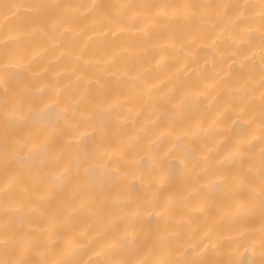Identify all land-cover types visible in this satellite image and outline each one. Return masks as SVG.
<instances>
[{
    "label": "bare ground",
    "instance_id": "1",
    "mask_svg": "<svg viewBox=\"0 0 264 264\" xmlns=\"http://www.w3.org/2000/svg\"><path fill=\"white\" fill-rule=\"evenodd\" d=\"M47 2L66 6L62 10L65 30L32 31L30 25L36 17L21 10L4 19L0 7V57L4 54L2 42L24 33L18 39H8V50L32 57L33 70L41 73L38 79L44 85L43 95L60 99V104L50 105L51 113L27 126L7 124L0 103V153L5 148V132L10 137L49 133V152L56 146L51 134L59 132L61 142L73 145L68 155L82 181L84 169L102 170L94 190L106 196L102 207L69 216L74 199L70 181L30 182V225L15 215L8 218L9 231L18 237L29 227L36 230L33 235L45 255L26 258L47 259L51 264L82 246L74 256L96 259L92 248L115 241L111 259H139L133 249L142 241L160 251L159 238L175 232L182 245L187 241L194 245L189 259L260 264L264 257L260 254L258 196L254 214H234L215 173L217 160L234 146L252 141L254 151L260 150L264 136L260 103L264 30L255 12L252 29L243 36L240 27L226 28L223 8L203 10L209 23L176 15L185 11L184 5H259L260 0ZM93 4L134 7L108 8L110 13H120L118 26L109 25L108 31L104 12L92 8ZM156 4L180 7L162 16H157L155 9L140 7ZM189 37L193 42H188ZM36 86L37 81L27 73L10 69L6 85L10 91L30 95ZM3 99L0 88V102ZM104 99L115 103V111H106L108 103L96 109V101ZM65 104H73V110L61 113ZM219 113L223 116L218 117ZM44 139L41 134L40 141ZM102 140L108 155L100 158L95 152ZM229 167L239 170L236 163ZM3 173L0 166V178ZM248 180L259 185L258 167ZM19 195H0V202ZM3 219L0 208V223ZM19 256V248L11 250L10 257ZM4 258L0 252V259Z\"/></svg>",
    "mask_w": 264,
    "mask_h": 264
},
{
    "label": "snow or ice",
    "instance_id": "2",
    "mask_svg": "<svg viewBox=\"0 0 264 264\" xmlns=\"http://www.w3.org/2000/svg\"><path fill=\"white\" fill-rule=\"evenodd\" d=\"M0 7L4 10V19H8L10 15L19 14L21 10L32 14L37 18L30 25L32 31L47 32L49 30L55 31L58 28L62 31L65 30L63 27L64 12L62 11L66 7L64 5L47 2V0H33L31 3H0ZM91 7L104 12V28L111 31L109 25L118 26L120 13H110L107 9H128L134 6L127 4L111 6L93 4ZM140 7L155 9L156 15L162 16L168 15L172 8L180 6L156 4ZM182 8L185 11L178 12L177 16H183L186 20L198 18L203 23H209L203 10L223 8L225 10L224 15L228 19L226 28L240 27L241 36L246 30L250 31L252 29V25L255 22L253 13L255 12L259 18L260 28L264 30V0H260L259 5L201 4L184 5ZM187 9H191V11H186ZM120 30L123 29L121 28ZM112 34L115 35V32H112ZM21 35H24V33H17L16 36L8 39H18ZM8 39L2 42L4 54L0 57V88H2L4 94V99L0 103L3 104V113L7 124L16 126L17 123H20L27 126L42 120L46 114L51 113L53 108L50 105L60 104V99L59 96L45 97L43 95L44 85L40 84L38 79L41 73L33 70V58L10 52L8 50ZM188 42H193V38L189 37ZM261 42V56L264 57V31H262ZM11 68L27 73L37 81V86L30 95L18 94L6 87ZM261 89L260 103L261 107L264 108V75L261 76ZM46 100L47 103L45 102ZM74 103H79V101ZM104 103H108L107 99L96 101V109L99 110L100 105ZM115 107V103H108L106 111L113 112ZM71 110H73V104H65L61 108V113ZM219 116H223V113H219ZM16 117H19V120ZM196 127L199 128L200 125L197 124ZM262 130H264V126H262ZM41 134L45 137L43 141H40ZM49 135V133L45 132L37 134L35 137L31 133L27 136L10 137L5 132V148L0 153V166L4 170L3 177L0 178V195L7 197L10 192H16L21 195L15 199H5L0 202L4 217L2 223H0V252L5 255L4 259H0V264H50L47 259L26 258L29 255L35 257H43L45 255V252L40 250L33 235L36 230L29 227V230L23 232L19 237L9 231L8 218L14 215L26 220L30 225L28 217L33 211V205L28 198L30 182L48 179L61 182L70 181L74 187V199L69 206L71 209L69 216L85 210H91L94 206H103L106 194L103 191L94 190L97 178L103 175L102 170L92 167L84 169L83 177L85 179L82 181L80 179L81 173L78 170L74 171L71 166V160L68 155V150L73 147L71 141L66 144L61 142L62 134L54 132L51 135L56 138V146L49 152L47 139ZM95 155L100 158L108 155L107 146L103 140L97 146ZM108 159L110 161L111 157L109 156ZM14 163L19 165V167H13ZM232 163H236L239 166L238 171H234L229 167ZM216 164V181L222 188L224 197L232 202L231 212L237 215L254 214L257 203L255 197L258 196L261 218L260 254L264 257V136L261 137V146L258 153L254 151L253 142L249 141L246 145L234 146L227 154L222 155ZM45 165H50V167L45 169ZM108 166L106 165V167ZM257 167L260 173L258 186L248 180V176L254 174ZM69 243L71 242L69 241ZM159 243L163 245V248L157 251L155 246H149L147 240L142 241L133 249L140 258L130 260H113L110 258L111 253L116 248L115 241L102 247L92 248V255L96 259L91 256L88 259H80L74 256L77 249L82 247L76 246L67 258L52 261L51 264H212V262L207 260L189 259L188 256L194 251V245L191 241L185 242L186 246L182 245L175 232L170 236L167 234L162 235L159 238ZM15 248L20 249L18 258L10 257L11 250ZM260 264H264V259L261 260Z\"/></svg>",
    "mask_w": 264,
    "mask_h": 264
}]
</instances>
